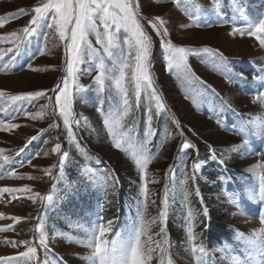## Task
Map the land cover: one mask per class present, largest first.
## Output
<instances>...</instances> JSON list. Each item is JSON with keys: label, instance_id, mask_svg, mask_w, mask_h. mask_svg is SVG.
<instances>
[{"label": "trees", "instance_id": "1", "mask_svg": "<svg viewBox=\"0 0 264 264\" xmlns=\"http://www.w3.org/2000/svg\"><path fill=\"white\" fill-rule=\"evenodd\" d=\"M170 1L182 12L199 8L198 0ZM213 5L219 7L197 11L199 23L205 18L200 13L203 10L213 18L209 23H218L234 36H252L254 42L264 45L260 42L264 33L253 34L256 24L264 19V0H213ZM17 14L12 19L21 20L25 13ZM48 34L55 36L46 21L39 23L30 36L23 32L15 50L0 62V73H18L38 58L51 44ZM55 40L52 42L57 46ZM204 48L210 51H202ZM193 49L195 51L189 53L188 70L184 75L173 69L157 68L151 89H141L138 100L133 87L128 88L132 112L124 118L122 127H118L115 134L122 138L120 148L126 155H139L142 161L148 160L146 174L127 167L117 156L109 162L102 155L103 150L114 151L113 147H117L110 143L115 134L101 129L100 122L105 115L112 118L116 113L105 114L107 112L103 110L86 117L72 134L78 147L75 148L72 142L69 146L62 145L52 185L46 192L44 206H41V215L24 233V241L33 245L31 239H35L42 225L48 236L44 248L61 251V239L55 234L67 233V224L85 220L93 207L102 212L100 222L112 221L113 233L120 223L133 219L128 228L140 230L143 240L153 242L152 237L162 227L163 232L160 233L165 231L171 244L176 246L182 235L176 214H181L183 209L192 219L187 221H191L199 232L205 228L195 221L201 205L204 203L207 208L212 203L217 204V197L226 196L234 207L243 210L254 207V212H260V201H254V197L257 193L264 194L258 178L264 171V158L260 156L264 153V57L228 56L212 46ZM210 77L222 81L229 92L240 95L247 102L237 105L228 97L213 93L215 87L210 85ZM60 80L61 77L54 80L56 89ZM171 88L176 94L173 107L168 105L162 92ZM152 92L163 104L162 109L155 107ZM28 94L25 93L24 99L18 101L12 99L15 94L0 97V128L18 120L30 108L35 99ZM94 99L93 92H89L79 97L75 106L79 109L92 106L96 102ZM149 128L153 132L151 140L147 135ZM53 132L65 140V132L58 126H52L40 141L31 145L38 148ZM184 143L191 147L183 148ZM61 161L65 162V167L60 180H56ZM15 162L22 163L20 159H12L9 164H4L0 157V181L16 168ZM194 163L198 166L195 170ZM150 168L153 171L149 172ZM88 169L92 170L91 173ZM152 173L158 180L155 187L148 185ZM96 178L98 185L94 188L92 181ZM144 188L148 190L146 197L142 194ZM47 201L49 208L45 209ZM169 204L172 207L168 208ZM161 211L168 216L162 224ZM207 213L212 214L213 211ZM209 214L207 225L213 224L212 228H215L214 231L209 229L214 238L210 246L214 242L221 243L223 239L231 243L230 225L218 222ZM19 247L27 250L28 245ZM59 260L66 264H79L71 255L60 254Z\"/></svg>", "mask_w": 264, "mask_h": 264}, {"label": "rangeland", "instance_id": "2", "mask_svg": "<svg viewBox=\"0 0 264 264\" xmlns=\"http://www.w3.org/2000/svg\"><path fill=\"white\" fill-rule=\"evenodd\" d=\"M198 1L199 8L186 9L182 12V9L174 6L170 0H128L129 4L134 6L135 18L139 21L142 30L151 37L148 68L152 83L155 81L153 73L157 68L164 67L167 70L176 71L175 68L168 66L169 52L165 49L166 44H171L173 48L190 49L212 46L213 49L222 51L228 56L264 57V45L254 42L252 36L244 38L238 35L234 36L227 32V28L221 27L218 23L216 25L209 23V19L213 18L207 16L203 10L200 13L205 18L201 20L202 23H199L197 11L210 9L216 5H213V0ZM48 2L49 0H0V19L4 20V24L0 26V53L3 54V59H0V62L15 50L23 33L22 29L25 26H30L34 8ZM21 9L25 10L22 19H12ZM52 15L53 13L49 12L47 18L39 23L46 21L47 27L51 28ZM188 16H193V18L190 19ZM161 20L163 21L162 25H160ZM97 23L99 24V21ZM154 23L160 25L159 29L153 26ZM51 29L55 32V36L48 34L47 37L51 40V44L47 45L48 49L38 58L18 73H0V92L3 93V96L0 97L11 94L24 97L25 93H42L40 96L32 97L35 101L21 118L6 123L3 128H0V157L3 159V163L9 164L12 159L22 161V163L15 162L16 168L5 180L0 181V264H5V257H14L24 264V258L20 257V253L27 250H21L19 246L25 245L23 243L24 233L28 231L34 220L39 219L42 212L41 206H44L45 203L46 192L52 185L53 173L56 172L58 155L61 150L60 148L59 151H54L56 144L59 143L62 147V145L69 146L72 142L73 146L77 148L78 144L72 134L78 129L80 121L103 110L107 112L105 114L116 113L113 117L123 111L122 95L115 88L113 81L119 78L120 68L126 59L132 61V57H127L128 45L125 42L127 33L122 29L117 33L109 56H104L102 49L100 52L91 53L85 45L82 62L74 65L75 73L70 75L67 66L69 54L65 50V45L69 41L67 39L60 40L58 32L54 28ZM98 30L103 33V26L100 25ZM54 38L57 39L55 40L57 46L52 42ZM88 40L93 48L100 49V45L96 43L95 32L89 34ZM9 49L11 51H8ZM100 63H104L106 74L111 79L105 81L103 90L93 83L94 77L100 74L96 70ZM131 71V68L126 70V77L122 81L123 86L127 89L130 86L133 87L130 80ZM60 77L61 80L56 89L54 80ZM65 82H67V95L63 99L67 100V104L63 103V99L58 104L56 98L65 91ZM209 83L215 87L213 93L228 97L234 104L242 105L243 102H247L240 95L229 92L230 90L224 87L222 81L210 77ZM167 87L170 86L167 85ZM141 89L151 88L142 85ZM172 89L167 92L162 91L171 107L176 100V94ZM89 92H93L96 102L92 106L86 105L82 109L76 107L75 101ZM156 103L155 99V107ZM94 106L95 110L92 109ZM104 117H101L103 119L100 122V128L114 135L118 127L113 125L108 115ZM65 119L68 120V124L64 123ZM106 119L110 121L109 124H105ZM52 126H58L65 132V140L53 132L49 133L48 138L41 142L38 148L33 147L32 142L40 141V137L48 133ZM73 128L74 130H72ZM33 137L35 138L32 139ZM121 140L122 138L115 134L110 143L112 146H116L119 142L121 146ZM120 146L113 147L115 152L103 150L102 155H105L109 162H112L113 158L117 156L123 160L127 167H134L136 172L143 173L137 163V161H142L141 156L126 155ZM64 167V161L58 165L56 180H60ZM150 169L149 172L153 171L152 168ZM149 177V187H155L158 183L156 176L152 173ZM92 182V186L96 188L97 178ZM25 188L31 189V191H17ZM6 189L10 191L4 192L3 190ZM35 193L40 194L44 199L40 201L35 197ZM263 197L264 194L261 196L260 193L255 194L254 197V201H260V212H254V207L246 210L234 207L226 196L217 197V204L212 203L207 208L203 203L200 212L195 217L196 223L205 227L203 230L200 229V232L195 230L191 221H187L192 219L188 218L187 212L183 209L181 214H176V222L182 229L178 245L171 244L165 231L161 234L159 230L155 237H152L153 242L147 239L143 240L140 234V250L143 261L137 256L133 264H264V232H261V229H264V223H261L260 220V216L264 212ZM34 199L37 202L34 203ZM167 207H172V204ZM48 208L47 201L45 209ZM97 210L93 207L85 220L68 223L67 233L55 234L61 239V251H58L57 248L48 247V250L44 246H39L41 236L46 241L48 239L46 230L40 224L35 239H31L33 240L31 242H34L33 245L37 247V256L32 264H66L64 260H59L60 254L71 255L79 261V264H100L99 259L93 256L91 243H94V239L98 235L100 224L107 225L109 220L100 222L102 212ZM205 210L206 212L212 210L213 213H207L205 216ZM208 214L218 222L230 225L232 230L228 233H231V243L223 239L221 243L214 242L213 246H210L214 238H212L209 229L214 231L215 228H212L213 224L207 225ZM167 217L165 214L164 222ZM132 221L133 219H130L126 223H120L114 233L112 226L111 231L104 238L108 241V247L115 244L121 252V258L117 264H127L126 256L123 254H126L135 244L137 231L128 228ZM9 241L13 243H9ZM13 244L16 246L14 247ZM199 246H203V252L199 251ZM180 248L182 250L178 252Z\"/></svg>", "mask_w": 264, "mask_h": 264}, {"label": "snow or ice", "instance_id": "3", "mask_svg": "<svg viewBox=\"0 0 264 264\" xmlns=\"http://www.w3.org/2000/svg\"><path fill=\"white\" fill-rule=\"evenodd\" d=\"M216 7L218 8L219 5H216ZM49 12L53 13L50 27L58 32L60 40L67 39L69 41L65 45V50L69 54L67 66L70 75H74L75 73L74 65L82 62V53L85 45H87L88 50L91 53L100 52L102 49L103 55L109 56L111 54L110 49L115 44L117 33H119L121 29L123 32L127 33V39L125 41L128 45L127 57H132V61L130 62L128 58L126 59L120 68L119 78L113 81L115 88L118 89L122 95L123 111L118 116L111 118L113 125L122 127V121L124 118L129 117L132 112V104L130 102L128 89L122 84V81L126 77V70L129 68L132 69L130 80L133 84V90L137 100L140 97L142 85H146L148 88L152 87V79L148 68L151 37L142 30L139 21L135 18L134 6L130 5L128 0H123V2H120V0H49L48 3L34 8V15L30 20V26H25L22 31L29 36L32 35L35 26H37L40 21L47 18ZM24 13L25 10L21 9L17 15ZM97 21H99V24ZM3 24L4 20L0 19V26ZM162 24L163 21L161 20L160 25ZM100 25L103 26V33L98 30ZM160 25L154 23L153 26L159 29ZM92 32L96 33V43L100 45V49L93 48L91 42L88 40V36ZM256 33H264V19L256 24L253 34ZM260 42L261 44H264V36H260ZM165 49L169 52L167 57L169 68H175L179 74L184 75L188 70V55L195 50L185 47L173 48L171 44H166ZM8 51H11V49ZM202 51L208 52L210 49L204 48ZM0 59H3L2 53H0ZM96 70L100 74L94 77L93 83L103 90L105 89V81L111 79H109L106 74L104 63H100ZM40 95H42L40 92L28 94L29 97ZM66 95L67 82H65V91L56 98L57 103H61V100L66 97ZM152 95L157 101V110L162 109L163 104L160 103L159 98L155 96L154 92ZM0 96H3L2 92H0ZM12 99L18 101L24 99V97L13 96ZM63 103L66 105L67 100L63 99ZM109 122L108 119L105 120V124H109ZM64 123L68 124V120L65 119ZM147 135L149 140H151L153 136L151 128L148 129ZM34 138L35 137L32 139ZM116 146H120L119 142ZM182 147L187 149L191 147V145L189 143H184ZM60 148L61 145L57 143L54 151H59ZM260 156L264 158V153H261ZM137 163L142 172L146 174L148 160L144 159L143 161H137ZM193 168L195 170L198 166L194 163ZM87 171L91 173L92 170L88 169ZM258 178L261 193H264V171H261ZM3 191L8 192L10 190L6 189ZM17 191L30 192L31 189L25 188ZM147 191V188L142 189V194L145 195V197L147 196ZM35 197L40 201L44 199L43 196L36 193ZM33 202L35 203L37 201L34 199ZM164 203L167 205L166 200ZM204 214L207 216L206 210ZM164 216V211H161L160 224L163 223ZM141 219H143L142 216ZM260 220L261 223H264V212H262ZM111 227L112 221H108L107 225L101 223L98 229V235L95 237L94 243H91L93 256L99 259L100 264H117L122 255L115 244L108 247V241L104 239L106 234L111 231ZM160 231L163 232L162 227ZM261 232H264V229H261ZM9 243L13 242L9 241ZM23 243L28 245V247L27 251L20 253V257L24 258V264H32L37 256V247L35 245H29L28 241H24ZM46 244V239L41 236L39 239V246H45ZM13 246L15 247L16 245L13 244ZM199 251L203 252L204 248H199ZM123 255L126 256L127 264H133V261L137 256L142 260L140 250V230L137 232L134 246ZM5 264H21V262L14 257H5Z\"/></svg>", "mask_w": 264, "mask_h": 264}]
</instances>
